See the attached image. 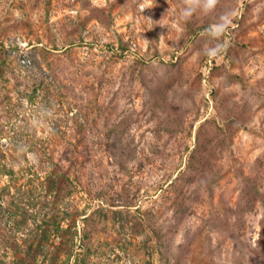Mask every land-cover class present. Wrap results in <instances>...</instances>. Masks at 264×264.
<instances>
[{"label":"rangeland","instance_id":"374dc122","mask_svg":"<svg viewBox=\"0 0 264 264\" xmlns=\"http://www.w3.org/2000/svg\"><path fill=\"white\" fill-rule=\"evenodd\" d=\"M185 3L0 0V264H264V0Z\"/></svg>","mask_w":264,"mask_h":264},{"label":"clouds","instance_id":"9594fccd","mask_svg":"<svg viewBox=\"0 0 264 264\" xmlns=\"http://www.w3.org/2000/svg\"><path fill=\"white\" fill-rule=\"evenodd\" d=\"M217 6V0H186L185 6L180 10V16L185 20L191 19L195 14L212 13ZM231 26L230 13H225L219 17L217 23L207 29L209 41H216L214 44L206 45L203 54L209 58L219 56L227 46V41H222Z\"/></svg>","mask_w":264,"mask_h":264},{"label":"built area","instance_id":"2783aa9c","mask_svg":"<svg viewBox=\"0 0 264 264\" xmlns=\"http://www.w3.org/2000/svg\"><path fill=\"white\" fill-rule=\"evenodd\" d=\"M29 63H30V61H28V60H23L22 61V64L25 65V66L28 65Z\"/></svg>","mask_w":264,"mask_h":264}]
</instances>
